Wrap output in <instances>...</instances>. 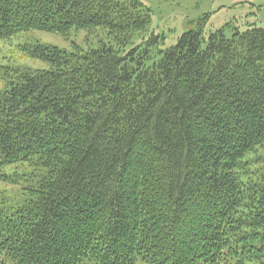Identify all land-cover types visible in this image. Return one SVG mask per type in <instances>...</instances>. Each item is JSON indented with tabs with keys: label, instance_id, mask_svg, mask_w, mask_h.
I'll use <instances>...</instances> for the list:
<instances>
[{
	"label": "trees",
	"instance_id": "1",
	"mask_svg": "<svg viewBox=\"0 0 264 264\" xmlns=\"http://www.w3.org/2000/svg\"><path fill=\"white\" fill-rule=\"evenodd\" d=\"M150 25L136 0H0V41L105 35L35 45L47 69L0 93V170L27 173L0 264H264V29L163 49Z\"/></svg>",
	"mask_w": 264,
	"mask_h": 264
},
{
	"label": "rangeland",
	"instance_id": "2",
	"mask_svg": "<svg viewBox=\"0 0 264 264\" xmlns=\"http://www.w3.org/2000/svg\"><path fill=\"white\" fill-rule=\"evenodd\" d=\"M136 1L150 10L151 25L148 34L164 37L163 49L174 46L188 31L196 30L203 19L206 37L228 24L230 28H238L241 32L246 31L250 24L264 29V0ZM100 40H105L102 30H97L94 34L76 31L68 37L29 32L0 41V93L10 88L17 71L47 69V64L27 56L28 50L35 45H51L66 51L81 48L85 51L96 46ZM26 179L27 173L23 166L0 170V202L6 208H16L26 199Z\"/></svg>",
	"mask_w": 264,
	"mask_h": 264
},
{
	"label": "crops",
	"instance_id": "3",
	"mask_svg": "<svg viewBox=\"0 0 264 264\" xmlns=\"http://www.w3.org/2000/svg\"><path fill=\"white\" fill-rule=\"evenodd\" d=\"M256 0H253V2H255Z\"/></svg>",
	"mask_w": 264,
	"mask_h": 264
}]
</instances>
